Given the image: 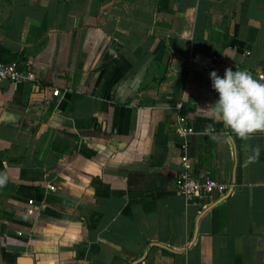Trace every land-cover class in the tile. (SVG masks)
<instances>
[{
    "label": "crops",
    "instance_id": "obj_1",
    "mask_svg": "<svg viewBox=\"0 0 264 264\" xmlns=\"http://www.w3.org/2000/svg\"><path fill=\"white\" fill-rule=\"evenodd\" d=\"M15 57L35 79H0V264H264V134L206 112L211 71L264 82V0H0ZM182 171L231 187L194 239L221 195Z\"/></svg>",
    "mask_w": 264,
    "mask_h": 264
},
{
    "label": "clouds",
    "instance_id": "obj_2",
    "mask_svg": "<svg viewBox=\"0 0 264 264\" xmlns=\"http://www.w3.org/2000/svg\"><path fill=\"white\" fill-rule=\"evenodd\" d=\"M210 79L219 98L206 109L208 118L222 122L243 141L264 134V82L255 79L247 70L233 71L231 67L225 69L223 77L215 70L211 71ZM221 136L226 144L234 142V136L230 134H213L211 139L219 140ZM260 154L259 146L252 149L245 161L246 166L256 163ZM4 182L5 178L0 176V185Z\"/></svg>",
    "mask_w": 264,
    "mask_h": 264
},
{
    "label": "built area",
    "instance_id": "obj_3",
    "mask_svg": "<svg viewBox=\"0 0 264 264\" xmlns=\"http://www.w3.org/2000/svg\"><path fill=\"white\" fill-rule=\"evenodd\" d=\"M213 59H217V54H212ZM204 67H208V64H204ZM258 76L264 78V72H259ZM0 79L17 81V80H34L35 72L32 68H23L20 65L17 57L8 60L0 59ZM58 89L53 90L57 93ZM179 120L182 125L179 126V131L182 134L192 131V127L188 124H184V117L179 116ZM175 185L178 191L185 197L192 195H209L212 196L224 194L230 187L228 183L218 180L213 177L198 178L189 172L182 171L176 175ZM29 202H32L30 199ZM186 264V263H183Z\"/></svg>",
    "mask_w": 264,
    "mask_h": 264
},
{
    "label": "water",
    "instance_id": "obj_4",
    "mask_svg": "<svg viewBox=\"0 0 264 264\" xmlns=\"http://www.w3.org/2000/svg\"><path fill=\"white\" fill-rule=\"evenodd\" d=\"M235 167H236V160H235V163H234V166H233V179H234V176H235ZM231 191V187L228 188V190L222 194L219 198H217L215 201H213L211 204H209L208 206H206L201 212L200 214L196 217V220H195V227H194V233H193V238L195 237L196 235V230H197V221H198V218L200 217V215L207 209L209 208L211 205H213L214 203L218 202L219 200L223 199L224 197L228 196L229 193ZM134 262H132L131 264H133Z\"/></svg>",
    "mask_w": 264,
    "mask_h": 264
}]
</instances>
